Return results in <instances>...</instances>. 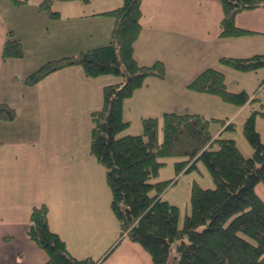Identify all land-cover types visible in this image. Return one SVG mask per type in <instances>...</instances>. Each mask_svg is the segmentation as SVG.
<instances>
[{"label":"crops","instance_id":"crops-1","mask_svg":"<svg viewBox=\"0 0 264 264\" xmlns=\"http://www.w3.org/2000/svg\"><path fill=\"white\" fill-rule=\"evenodd\" d=\"M40 1H0V104L16 112L13 120H0V264H43L47 260L46 252L27 235L31 210L40 205L47 207L50 229L73 257L100 264H152L138 244L126 236L119 237V223L110 209L106 169L90 153V132L83 137L91 123V111L102 106L103 86L119 78L88 77L81 67L73 65L52 72L34 85L24 83L25 77L44 62L78 53L71 50L78 44L76 35L81 26L77 27V18L89 21L83 35L85 43L79 48L107 44L114 20L104 13L123 0L59 1L52 6L59 13L57 18L41 10ZM140 8L141 31L134 43V57L142 65L161 61L167 66L155 53L164 48L170 51L173 66L179 60L171 48L179 50L182 58L194 62L182 83L175 80L180 88L195 77L194 68H214L220 56L264 54L263 8L236 14L235 24L248 30L239 37L220 36L223 13L219 0H142ZM61 19L65 26L59 24ZM8 38L21 41L22 57L2 58ZM261 70L264 74V68ZM149 78L155 76L146 78L124 100L122 117L126 110H133L141 120L159 118L175 108L176 113H196L220 121L193 110L198 94H192L197 97L195 101L186 99L179 107H172L167 96L149 92L151 84L158 85L166 77L153 82H148ZM188 108L191 110L185 111ZM76 115L81 121L73 120ZM124 120L129 124L119 135L133 134L128 131L131 119ZM227 121V125L232 123Z\"/></svg>","mask_w":264,"mask_h":264},{"label":"trees","instance_id":"trees-1","mask_svg":"<svg viewBox=\"0 0 264 264\" xmlns=\"http://www.w3.org/2000/svg\"><path fill=\"white\" fill-rule=\"evenodd\" d=\"M57 1L88 3L90 0H41L39 7L57 18L59 13L51 10ZM141 1L123 0L120 6L104 13L114 20L108 44L46 61L27 75L24 83L34 85L52 72L73 65L81 67L88 77L119 78L116 83L103 86L102 106L90 113V153L106 169L110 209L119 223V237L126 236L138 244L150 256L152 264H169L170 257L171 264H264V201L255 192L256 185L264 184V140L255 128V115L264 121V109L253 110L243 124V135L252 149L247 156L234 139L213 137L210 124L215 119L196 113H164L161 140L158 120L152 117L142 120V134L119 135L129 124L122 117L124 100L146 78L165 76L162 62L139 65L133 54L141 31ZM219 2L223 13L222 37L247 34L248 30L235 24L236 14L264 9V0ZM23 55L19 39L5 41L2 58ZM221 62L242 72L257 71L264 68V54L237 59L223 57ZM188 88L219 96L239 107L250 100L244 90L228 91L225 75L214 68L198 74ZM15 115L13 108L0 104V120L11 121ZM166 157L181 159L175 162L177 174L187 172L201 160L215 184L213 188H203L194 181L190 211L181 228L177 206L162 197L172 180H153L165 164L161 159ZM27 235L46 252L47 260L43 264H100L92 259H77L69 253L64 242L50 229L45 205L32 208Z\"/></svg>","mask_w":264,"mask_h":264},{"label":"rangeland","instance_id":"rangeland-1","mask_svg":"<svg viewBox=\"0 0 264 264\" xmlns=\"http://www.w3.org/2000/svg\"><path fill=\"white\" fill-rule=\"evenodd\" d=\"M74 2H79V1H74ZM54 4H56V2H54ZM52 6H51V10H52ZM85 20L86 19L83 18V22H80L78 18L75 19V23L78 25L77 27H79V25L81 27H79L77 31V35H76L77 43H78L77 48L76 50L71 48V50L75 52L78 51V53L86 50L85 47L79 48L80 46L84 45L85 39L83 35L86 29L89 28L88 26L89 21H85ZM59 24L61 25L64 24L62 26H65L66 21L64 19H61L59 21ZM51 30H52V26H50V31ZM90 45L91 44L89 43L88 48L90 47ZM96 47H99V45ZM178 51L179 50L175 48H171V53L177 56L179 60L178 64H174L173 66L171 65L172 62L169 60V57H168L170 51L164 48H159L155 52L156 55H159L160 57H162V59L166 60L167 66L164 65V68H165L164 77H166V79L159 81L158 85L151 84L149 92L167 96V98L169 99L168 104H171L172 107H179V105L182 104V102L186 99H189V101H195L197 97H194V95L192 94H198L199 101L197 102V105L195 106L193 110L200 111L206 114H211L212 116L220 120V121L212 122L210 124V130H211L212 135L214 134L216 137H220V138L234 139L236 141V144L240 148V150L243 152V154L246 156L250 155L252 153V150L246 138L243 135L242 127H243L245 120L250 116L253 110L264 109V74H263V71L261 69H259L258 71H250V72H242V71L236 70L230 64L222 63L221 62V58H223L222 56H220L218 64L216 63L213 64L215 66L214 69L219 70L225 75V82H226L228 91L232 93H238L242 91L243 89H245V92L250 96V100L248 101V103L245 104L244 106L239 107V106H236L235 104L226 102L219 96L203 94V93L196 92L188 88L189 83L192 80H194L195 77L200 72L204 71L208 67L213 68V66H202V67L199 66L198 68H194L195 70L192 69L193 71L197 72V74L195 75V77H193L190 80V82H188L186 86L187 88L185 86L183 88H180L178 84L175 82V80H177L179 83H182L181 81L183 80L184 76L191 69L190 64H193L194 62L188 58H182V55L177 53ZM225 58L237 59L240 57H227L226 56ZM155 62L156 61L152 62L150 65H152ZM139 65H142V64H139ZM146 66H149V65H146ZM151 78L147 79V81L153 82V81L159 80L156 76H155V79H151ZM108 84H111V83H108ZM186 89L190 90L189 91L190 94H188V92L182 93L183 90H186ZM253 97H255L254 100L252 99ZM135 103L138 104V101L137 102L135 101ZM177 109L180 110L179 108ZM190 110L191 109L188 108V110H185V111L189 112ZM171 112L176 113L177 110L173 108ZM140 113H141V110L139 114ZM142 115H145V114H142ZM162 116L163 114L159 116V118H157L158 123H159V129H158L159 130V140L162 139V131H161ZM139 117H140L139 115L134 114L133 110H130V111L126 110V113L123 116V119H131V125L128 131L129 133H133L129 135L142 134L143 132L142 120L145 119L146 117L143 118L142 120ZM148 118H151V117H148ZM152 118H156V117H152ZM227 119H229V122L233 123L231 127L230 126L226 127L228 123ZM73 120H78V115H76L73 118ZM78 121H81V120H78ZM255 128L261 135V139L264 140V121L259 115H255ZM90 129H91V123H90V126H88L83 131V137L86 136V133L90 132ZM120 136H123V135H120ZM214 147H217V144H214ZM161 160L164 161L165 164L160 167L158 175L155 176L153 180L154 181L172 180V183L164 191L162 197L164 200L168 201L170 204L177 206L178 211H179L178 227L181 228L185 215L189 213L190 211V192H191V188H192L194 181L199 183V185L203 188H213L215 184L211 178L209 171L207 170L206 166L201 160L196 161L195 165L192 168H190V170H188L187 172L182 171L179 174H177L176 172L175 162L181 161L180 158L166 157ZM263 185L264 184H258L255 187L256 194L262 200H264ZM114 245L112 247H114ZM112 247L110 248V250L112 249ZM172 252H175V250L172 249ZM172 255H174V253H172ZM170 264H171V257H170Z\"/></svg>","mask_w":264,"mask_h":264}]
</instances>
